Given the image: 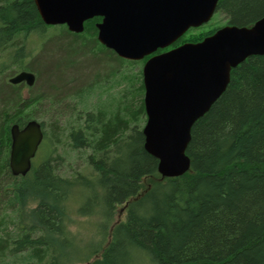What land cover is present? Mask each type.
Segmentation results:
<instances>
[{"label":"trees","instance_id":"obj_1","mask_svg":"<svg viewBox=\"0 0 264 264\" xmlns=\"http://www.w3.org/2000/svg\"><path fill=\"white\" fill-rule=\"evenodd\" d=\"M217 11L219 21L190 29L173 46L200 42L221 22L251 25L264 16V0H220ZM49 28L33 0H0V52L13 50L1 73L19 66L33 70L36 82L44 72L51 78L29 99L20 87L0 80V145L10 151L11 126L30 121V107L47 101L53 110L70 95L80 108L64 128L56 124L51 132L56 145L69 138L70 151L88 160L90 173L68 177L63 158L50 154L24 177L12 175L9 158L0 162V264H82L101 252L94 264H264V55L234 68L224 94L193 126L190 170L163 178L144 148L141 75L125 81L110 109L97 95L85 101L74 65L89 73L95 67L87 60L103 55L107 60L95 71L103 79L127 64L98 43L91 22L80 35L65 30L61 42L26 67L23 42L33 33L45 36ZM64 42L76 44L73 59L44 70V59L67 55L57 45ZM118 84L108 90L111 96ZM75 193H80L78 215L101 216L90 241L69 229L68 201ZM121 206L126 216L116 223Z\"/></svg>","mask_w":264,"mask_h":264},{"label":"water","instance_id":"obj_2","mask_svg":"<svg viewBox=\"0 0 264 264\" xmlns=\"http://www.w3.org/2000/svg\"><path fill=\"white\" fill-rule=\"evenodd\" d=\"M43 23L66 25L73 33L102 17L99 41L128 60H143L173 46L190 29L208 24L220 0H33ZM264 55V17L250 27L227 25L198 43H185L150 58L143 68L147 121L144 148L158 161L163 178L191 168L187 148L195 123L226 91L231 72L252 56ZM11 85L36 84V75L21 71ZM9 166L26 176L44 140L42 124L29 121L10 129Z\"/></svg>","mask_w":264,"mask_h":264},{"label":"rangeland","instance_id":"obj_3","mask_svg":"<svg viewBox=\"0 0 264 264\" xmlns=\"http://www.w3.org/2000/svg\"><path fill=\"white\" fill-rule=\"evenodd\" d=\"M215 19H217L216 21L220 20L219 13L217 14V16H215L214 19L211 20L212 24L214 23ZM224 23L225 22H221L219 26L220 27L224 26L226 24ZM193 29H196V28H193ZM65 30L69 32L63 26H56V27L54 26V27L47 29L45 36H40L39 34H36V33L28 35V38H26L25 42H23V44L25 45V54L26 53L27 54L24 57L22 64L28 67L29 65L32 64V62H34V60L38 59L42 51L48 49L49 47H52V45H56L54 41L61 42L60 37H63V36L60 34L65 33ZM192 33L199 34L200 32L192 31ZM57 45L59 46L58 48H60V50H66L67 55H64V58L62 60L59 57V59H57L58 61L57 60L54 61L52 58H49L47 60L44 59L43 62H40V66L43 69L44 68L51 69L53 68L52 66L57 65L59 63H60V66L63 67L64 64L70 63V61L73 59V55H71V52L73 50L75 51L76 44L64 42V43H59ZM11 51L13 50L9 49L7 51L0 52V69L1 70H2L1 68L2 65L10 62ZM90 59L91 60H87V61L91 62V65L95 68L90 69L89 73L84 74L81 71L82 66L80 64L74 65V67L72 68L74 69L73 71L75 73H78V76H79L78 79H80L79 84H81L82 86L80 95L83 99H85V101H87L86 99L89 98L88 95L89 96L97 95V97L100 99L103 105L106 103L105 105L108 106L107 107L108 109L113 107V104L111 101L114 102L115 98L117 97L116 94H120L121 89H124L125 85L123 84L125 83V81H129L130 83L133 82L134 76L136 74L141 75L142 77V70H141L142 63L132 64L131 66L128 63V65L125 68L121 69L118 72V74L114 73L113 75L112 73L110 77L102 79L101 77L98 76V73L99 71H101L100 65L105 60H107V58H105L103 55H98L96 56V58L91 57ZM1 70H0V80H2L4 83H9V79L11 77H13L14 75H16L17 73L21 71H24V70L26 71V68L22 69L19 66L18 67L10 66V68L6 70L5 74L4 73L2 74ZM30 70L31 69H29V71ZM96 70L98 73L95 72ZM30 72H33V70H31ZM47 73L49 72H46V73L44 72L41 78H38V82H36L35 86L32 88L28 87L27 85L19 86L20 90L22 91L23 98L29 99L32 95L39 94L40 91L43 90L44 81L46 80L48 81L51 79L50 77L45 75ZM61 76L62 75H60L59 77L61 78ZM93 79H96L97 81L94 82L92 81ZM86 81L89 82V84L84 85L83 83H86ZM118 82L121 84H118L116 86V89L113 90L114 92L112 91L113 95L111 96L109 94V91H111L110 87L113 83H118ZM54 83L55 82H53V84ZM59 85L60 84L58 83L57 86ZM72 85L73 84L71 83L69 86H72ZM68 92L71 93L72 90H68ZM45 93L46 92H43L44 96L46 95ZM104 95H106V97H104ZM101 96H103V98ZM62 97H64V94H62L60 98ZM66 98L67 100L64 105H59V106L57 105L53 108V110H51V108L49 109L50 107V106L48 107L49 102L45 101V102H40L39 104L33 105V107H30L27 111H33V113H31L32 115L31 120H36L40 123H43L44 129L47 132L46 139L44 140L41 147L39 148V151L36 157L33 159V167L39 166V164L43 162V160L48 154H50L49 157H52V158L61 156L63 158V161H65L64 175L71 177L76 172L88 174L90 173V171H89L88 166H86L88 163V160H86L85 158H80L77 152L70 151L69 138H67L66 136H63L61 138L60 144L56 145V142H57L56 138L53 137L52 132H51V128H52L51 126L56 125V124L60 127V129L64 128L68 120L72 119L73 116L75 115V111H74L75 107L80 108V106H78V102L75 99L74 100L71 99L72 97L70 95L69 97H66ZM142 101H144V94L142 96ZM92 102L95 103V101H92ZM93 103L91 105H93ZM146 121L144 120L141 123L142 130L145 126ZM1 142L2 141L0 140V143ZM0 150H1L0 162L5 164L7 158L10 159L11 145H10V151H6L7 149H5V147H3L2 144L0 145ZM79 195L80 193H75L72 196V198L68 201V206L71 209V214H70L71 224H70L69 229L72 233L79 235V237L82 238V240L90 241L94 239L96 236L95 231L97 230L96 227H97L98 221L101 219V216L98 213L88 215L87 217L78 215L76 209L77 207L80 206V201H79L80 196ZM125 216H126L125 206L118 207L116 211L115 222L117 223V222L124 220ZM96 239L98 240V238ZM101 254L99 253V255L94 257L91 261L82 263V264H94V261L99 259Z\"/></svg>","mask_w":264,"mask_h":264},{"label":"flooded vegetation","instance_id":"obj_4","mask_svg":"<svg viewBox=\"0 0 264 264\" xmlns=\"http://www.w3.org/2000/svg\"><path fill=\"white\" fill-rule=\"evenodd\" d=\"M219 3V2H218ZM218 6V5H217ZM217 14H218V11H217V8H216V11H215V13H214V15H213V17H212V19H214L215 18V16H217ZM262 17H264V16H262ZM261 17V18H262ZM261 18H259V19H261ZM211 19V20H212ZM259 19H257L256 21H258ZM255 21V22H256ZM91 22H93L94 23V28H95V31H96V39H97V41H98V43L100 44V45H102V46H104L106 49H108V50H110V51H112L118 58H120L121 60H123L127 65H128V63L130 64V66L132 65L131 63H134V64H140L141 62H142V83H143V87H144V80H143V68H144V65L146 64V62L150 59V58H152L153 56H156V55H160V54H162V53H164V52H166V51H169V50H171V49H173V48H176V47H178V46H171V47H169V48H167V49H165V50H163V49H159V50H157L155 53H153V54H151L150 56H147V57H145L143 60H128V59H124V58H121L120 56H118V54L114 51V50H112V49H109V48H107L105 45H103L100 41H99V39H98V36H99V29H98V25L99 24H101L102 22H103V18L102 17H99V16H96V17H94V18H92V19H90V20H88V21H86L85 23H84V31L83 32H81V33H73V32H70L69 30H68V27L66 26V25H57V26H63V27H65V29H67L70 33H73V34H76V35H80V34H83L84 32H85V28H86V26L88 25V24H90ZM211 22V21H210ZM255 22H253L251 25H249V26H246V27H250V26H252ZM227 25H230V24H227ZM227 25H224V26H222V27H225V26H227ZM47 26V25H46ZM204 26V25H203ZM50 27V26H49ZM51 27H54V26H51ZM56 27V26H55ZM222 27H220V28H222ZM200 28V27H199ZM219 28V29H220ZM201 42V41H200ZM198 43V42H197ZM185 44V43H184ZM180 46V45H179ZM23 85H26L25 83H22V84H19V85H15V86H23ZM34 87V86H33ZM30 88H32V87H30ZM144 94H145V88H144ZM28 123V122H27ZM26 123V124H27ZM25 124V125H26ZM24 125V126H25ZM23 126V127H24ZM23 127H21V128H23ZM45 134H44V140H45ZM43 140V141H44Z\"/></svg>","mask_w":264,"mask_h":264},{"label":"bare ground","instance_id":"obj_5","mask_svg":"<svg viewBox=\"0 0 264 264\" xmlns=\"http://www.w3.org/2000/svg\"><path fill=\"white\" fill-rule=\"evenodd\" d=\"M240 65V64H239Z\"/></svg>","mask_w":264,"mask_h":264}]
</instances>
